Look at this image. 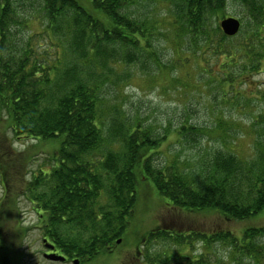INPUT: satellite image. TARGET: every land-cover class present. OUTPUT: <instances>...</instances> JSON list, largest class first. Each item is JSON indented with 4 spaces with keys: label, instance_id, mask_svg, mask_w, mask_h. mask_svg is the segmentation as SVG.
<instances>
[{
    "label": "trees",
    "instance_id": "16d2710c",
    "mask_svg": "<svg viewBox=\"0 0 264 264\" xmlns=\"http://www.w3.org/2000/svg\"><path fill=\"white\" fill-rule=\"evenodd\" d=\"M154 1L0 0V123L11 135L3 138L0 132V212L8 198L16 206L15 188L37 209L44 243L53 244L50 250L67 260L79 257L86 263L112 251L128 228L143 177L164 201L185 212L216 209L227 219L264 218L263 113L254 119L260 131L255 130L250 155L230 147L237 124L229 119L211 126L184 120L176 128L179 140L197 143L215 134L221 144L210 157L202 152L197 167H186L178 154L159 166L154 159L169 127L160 135L155 126L128 116L118 91L108 98L111 84L119 90L130 78L129 65L145 71L151 62L160 66L154 39L173 35L179 56H194L202 78L212 81L207 84L220 86L226 103L233 98L239 103L238 97L249 93L240 83L264 69V0H157L166 1L163 18L175 26L164 30L163 18L150 15V9L138 10ZM231 3L238 4L244 25L236 36L225 34L220 25ZM25 20L43 25L50 45L42 52L44 34L23 33ZM186 66L187 60L181 67ZM259 95L263 98L264 91L259 89ZM26 138L40 142L22 151L14 148V140ZM40 151L51 156L50 163L31 172ZM151 235L150 240L170 244L146 259L135 255L132 264H208L207 253L189 252L198 241L207 251L218 242L226 246L230 264H264V225L238 233L160 230ZM4 248L0 235V252Z\"/></svg>",
    "mask_w": 264,
    "mask_h": 264
},
{
    "label": "rangeland",
    "instance_id": "374dc122",
    "mask_svg": "<svg viewBox=\"0 0 264 264\" xmlns=\"http://www.w3.org/2000/svg\"><path fill=\"white\" fill-rule=\"evenodd\" d=\"M154 2L156 4L145 3L148 6L139 9L136 6L134 7L140 12L150 9L151 11L148 12L150 15L155 13L160 18L165 17L166 1L157 2L156 0ZM226 12L229 16L238 17L240 20L242 18V12L237 3L227 5ZM22 15L28 17V19L31 17V13L28 11H23ZM163 19L159 22L161 24L160 29L164 30L165 27L175 29V26L167 25L169 18ZM245 23L248 22L245 21ZM243 26L242 22V29H244ZM176 29L178 28L176 27ZM66 30H68V27H66ZM22 32H32L31 34L38 36V34H44L43 25H40L38 20H25L22 23ZM54 37L56 38V36ZM39 41L43 44L39 49L41 52L50 45V41L45 34ZM154 44L160 52V66L150 61V66L145 71L140 66L129 65L127 68L132 72L130 78L124 82L119 90L114 84H111L108 91L111 90L112 92L110 95L108 92V98L113 99L118 91L120 104L123 105L128 116L131 118L138 117L144 122V125L155 126L160 135H165V131L170 126V130L168 129L169 134L163 140V145L154 159L156 165L162 166L166 162L171 163L174 161L172 158L176 159V154H178L185 164L191 166L186 167H197L200 164L202 152L203 155L208 153L210 157L217 146L219 147V144H221V140L215 134L208 135L206 139L198 140L197 143H187L179 140L173 131L184 120H187L188 123L193 121L198 125L211 126L218 120L224 119L227 121L229 119L230 122L237 124L233 126L234 130L231 132L235 135V140L230 147L244 156L250 155L253 151L251 145L254 134L256 131H260V126L254 122V119L257 115H261L260 113L264 114V97L257 96L259 89L264 91V69L251 76L252 78L248 79L247 82L240 83L243 88L248 89L249 93L239 96V103L237 98H233L232 103H226L228 100L222 98L224 92H222L220 86L218 88L216 83L208 85L207 83L212 81H209V78L204 80L207 76L202 78V71L196 65V58L186 52L182 54V58L179 56L173 35H167L165 38L158 36L154 39ZM62 50H64L63 47ZM62 54L66 55V52L64 51ZM186 60L187 66L182 68V62ZM116 67L122 66L117 65ZM227 90L231 91V95L234 94L232 87H227ZM5 127H7L6 124L0 123V132L3 134L1 135L3 138L4 136H11L9 131H5ZM35 141L27 138L21 141L14 140V148L22 151L27 148L28 144ZM119 145L120 143L116 142L113 148L118 150ZM50 157L46 152L40 151L36 160L31 163V167L29 166V171H37L44 164L48 167ZM98 157L99 155L96 156L95 161H98ZM15 183L14 181V186ZM3 189L4 183L0 178V198L3 196ZM12 189L16 194L14 198L16 199V206L8 198L0 212V219H2V222L0 221V235L3 236L5 245V248L0 252L2 255L0 263L74 264L72 259L56 261L45 257L44 253L50 250L43 241L45 236H43V232L39 227L37 209L29 199L24 195H19L15 188L12 187ZM137 193V203L129 217L128 228L119 236L120 241H117V245L115 247L113 245L112 251L107 255L101 254L86 263L81 258L76 257L79 260L78 264H130L133 262L131 259L135 255H144L145 259L146 256L151 257V254L157 255L165 249V244H170V241L155 240L156 238L149 239V237H154L151 234L160 230L166 232L176 230L181 234H187L190 231L210 234L227 229L238 233L240 229L248 226L264 225L263 217L252 220L227 219L216 209L185 212L184 209L176 208L164 201L154 185L144 177L138 183ZM103 195H105V190ZM105 201L107 199L103 196L100 203L104 204ZM24 226L30 228L25 232V230L20 229ZM141 239L148 240L141 242ZM177 248L179 247H176V250ZM189 252L192 256L207 253V258L210 260L208 264H218L223 260L226 261V264H230L231 260L227 247L219 242L216 243L213 249L207 251L204 244L198 241L189 247ZM231 264H234V262H231Z\"/></svg>",
    "mask_w": 264,
    "mask_h": 264
},
{
    "label": "water",
    "instance_id": "95a60500",
    "mask_svg": "<svg viewBox=\"0 0 264 264\" xmlns=\"http://www.w3.org/2000/svg\"><path fill=\"white\" fill-rule=\"evenodd\" d=\"M220 25L223 29V31L225 32V34L229 35V36H233L236 35L240 29H241V25L242 22L238 17L235 16H225L221 22ZM47 241V239H45ZM120 240H118L119 242ZM46 247L50 248V249H54V245L51 243H46ZM45 257L47 259L50 260H60V261H64L66 259V257L62 254H58L56 252H46ZM79 260L78 259H74V264H78Z\"/></svg>",
    "mask_w": 264,
    "mask_h": 264
},
{
    "label": "bare ground",
    "instance_id": "6f19581e",
    "mask_svg": "<svg viewBox=\"0 0 264 264\" xmlns=\"http://www.w3.org/2000/svg\"><path fill=\"white\" fill-rule=\"evenodd\" d=\"M168 127L170 128V126H168ZM169 128H168V129H169ZM169 130H170V129H169ZM173 133H174V135H176V128H175V130L173 131Z\"/></svg>",
    "mask_w": 264,
    "mask_h": 264
}]
</instances>
